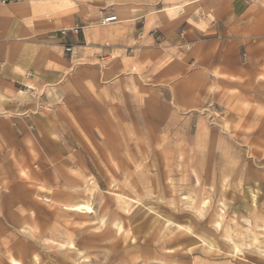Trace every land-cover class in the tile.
<instances>
[{"label": "rangeland", "instance_id": "1", "mask_svg": "<svg viewBox=\"0 0 264 264\" xmlns=\"http://www.w3.org/2000/svg\"><path fill=\"white\" fill-rule=\"evenodd\" d=\"M63 1L17 6L60 43L0 57V264H264V0H127L86 38Z\"/></svg>", "mask_w": 264, "mask_h": 264}, {"label": "crops", "instance_id": "2", "mask_svg": "<svg viewBox=\"0 0 264 264\" xmlns=\"http://www.w3.org/2000/svg\"><path fill=\"white\" fill-rule=\"evenodd\" d=\"M27 0H0V57L1 54L6 56V49H17L24 47V49L35 48L37 43L56 45L58 42L57 30H51L42 34H35L30 41L31 34L27 36V30L20 23L21 16H27L28 11L23 12V8L12 6L14 3L20 2L23 4ZM127 0H83L77 6L74 12L72 25L82 31L83 38L91 37L94 31L91 29L101 25L102 20L109 16H117V21L120 12L124 7L122 4ZM5 4V5H2ZM18 4L17 6H20ZM129 7V6H127ZM126 7V8H127ZM211 15V22L205 26L203 30L195 28H188L184 31V40L187 44L197 43L199 41L224 40L231 36V24L235 19V11L230 5H220L213 9ZM16 12V13H14ZM122 22L108 23L106 27L110 30L117 31ZM102 26V25H101ZM16 63V62H15ZM20 62H17L19 64ZM0 66H2L0 62ZM15 69H11L9 73L0 72V90L2 95L9 98H15L20 95L21 86L23 83L20 78L15 76ZM19 93V94H18ZM54 171H50L46 178L50 181L55 180Z\"/></svg>", "mask_w": 264, "mask_h": 264}, {"label": "bare ground", "instance_id": "3", "mask_svg": "<svg viewBox=\"0 0 264 264\" xmlns=\"http://www.w3.org/2000/svg\"><path fill=\"white\" fill-rule=\"evenodd\" d=\"M53 1V0H52ZM59 1V0H58ZM61 1H63V0H61ZM65 1V0H64ZM63 1V2H64ZM56 2V1H55ZM77 2V1H76ZM72 3V2H71ZM18 4H20V2H17V3H14L12 6H16L17 7V5ZM53 4V3H52ZM53 6V5H52ZM21 7V6H20ZM23 7V6H22ZM72 7V6H71ZM70 7V8H71ZM44 16V15H43ZM45 17V16H44ZM108 24V23H107ZM120 199V198H119ZM141 199V198H140ZM120 200H122V199H120ZM202 201V200H201ZM203 202H204V200H203ZM203 204V203H202ZM131 208V207H130ZM68 210L69 211H71V212H77V213H82V211H84V212H86V214H89V213H92L91 212V208L90 207H88L82 200H80V199H78V198H76V199H74L73 200V202H72V204L71 205H69L68 206ZM68 211V212H69ZM151 212V211H150ZM83 214V213H82ZM221 217V216H220ZM179 218V217H178ZM215 218V217H214ZM181 219V218H180ZM179 219V220H180ZM212 220V219H211ZM214 221V220H213ZM262 221V220H261ZM106 222V221H105ZM243 223V222H242ZM105 224V223H104ZM115 224V223H114ZM247 224V223H246ZM119 225V224H118ZM261 225V224H260ZM96 228V227H95ZM116 228L117 229H119L117 226H116ZM175 228H176V226H175ZM233 229V228H232ZM181 230V229H180ZM118 231V230H117ZM121 231V230H120ZM233 231V230H232ZM231 231V232H232ZM239 231V230H238ZM119 232V231H118ZM185 232V231H184ZM190 232V231H189ZM234 232V231H233ZM185 234H187V233H185ZM170 235V234H169ZM237 235V234H236ZM241 235V234H240ZM242 235H244V234H242ZM246 236V235H245ZM239 237H241V236H239ZM230 238H231V236H230ZM231 239H233V238H231ZM249 239V238H248ZM258 239V238H257ZM218 240V239H217ZM239 240V239H238ZM203 242V241H202ZM68 244V243H67ZM227 244V243H226ZM235 244V243H234ZM69 245V244H68ZM207 245H208V243H207ZM211 245V247H214V245L213 244H210ZM228 245V244H227ZM209 246V245H208ZM61 247V246H60ZM59 247V248H60ZM231 247V246H230ZM62 248V247H61ZM71 248V247H70ZM238 246L236 245L235 246V248H234V252L236 251V253H239V251L240 250H238ZM209 254H211V252L209 253ZM247 254V253H246ZM249 254H251L250 252H249ZM257 255H259V254H257ZM256 257V259L257 260H261V261H263L264 262V259H262V258H260V257H257V256H255ZM12 263H14V264H18V263H16V262H12Z\"/></svg>", "mask_w": 264, "mask_h": 264}, {"label": "built area", "instance_id": "4", "mask_svg": "<svg viewBox=\"0 0 264 264\" xmlns=\"http://www.w3.org/2000/svg\"><path fill=\"white\" fill-rule=\"evenodd\" d=\"M116 21H117V16H109V17H106V18H104L103 20H102V24H104V23H116ZM78 29L77 28H75L73 31H74V33H78V31H77ZM65 48V50L68 52V51H70L72 48H70L69 46L67 47V46H65L64 47Z\"/></svg>", "mask_w": 264, "mask_h": 264}]
</instances>
